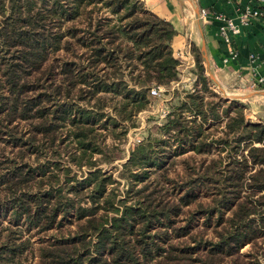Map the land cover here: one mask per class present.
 <instances>
[{
    "label": "trees",
    "instance_id": "obj_1",
    "mask_svg": "<svg viewBox=\"0 0 264 264\" xmlns=\"http://www.w3.org/2000/svg\"><path fill=\"white\" fill-rule=\"evenodd\" d=\"M80 7L84 24L61 30ZM175 34L138 0H0V209L12 221L0 226V264H29L19 221L76 225L48 239L38 264H264V122L207 86L193 44L194 90L174 92L149 148L131 150L125 189L98 167L117 149L100 128L116 137L152 84L178 80ZM59 49L75 59L53 61Z\"/></svg>",
    "mask_w": 264,
    "mask_h": 264
},
{
    "label": "crops",
    "instance_id": "obj_2",
    "mask_svg": "<svg viewBox=\"0 0 264 264\" xmlns=\"http://www.w3.org/2000/svg\"><path fill=\"white\" fill-rule=\"evenodd\" d=\"M144 5L174 27L173 56L184 48L187 36H191L193 48L203 66L208 65L214 73L218 85L225 90L232 88L235 99L247 102V117L264 122V88H250L251 82L264 76V10L261 17L240 26L239 32L231 36V42H226L218 34V22H204L200 10H207L209 16L222 13L237 18L239 10L253 5V0H146ZM232 52L237 53L235 59H230ZM251 54L256 60H251ZM171 84L173 81L170 87Z\"/></svg>",
    "mask_w": 264,
    "mask_h": 264
},
{
    "label": "rangeland",
    "instance_id": "obj_3",
    "mask_svg": "<svg viewBox=\"0 0 264 264\" xmlns=\"http://www.w3.org/2000/svg\"><path fill=\"white\" fill-rule=\"evenodd\" d=\"M80 16L75 21H62L61 23V30H66L71 24L76 23L79 26H82L85 21V14L84 9L80 7ZM103 14L105 16H112L106 9H102L100 11V14ZM99 14V11H98ZM58 21V19H57ZM55 23V21L53 22ZM58 23V22H57ZM57 27V26H56ZM55 27V28H56ZM67 37V36H66ZM65 37V38H66ZM82 51V49H79ZM73 55V52L66 51L64 49H59L56 52H54L51 55V59L53 61H59L61 58L64 60L66 57H69L70 60H74L75 57H70ZM55 59V60H54ZM204 59V58H203ZM206 62V60H205ZM207 65V64H206ZM196 68V64L192 68H186L182 69L180 68V74L178 76L177 82H173L168 87H162V90L160 92V95L152 97L149 95V103L146 106L145 109H142L135 113L131 120L124 121L120 123V126L118 125L116 129V137L113 135H110L107 133L105 128H100V132L105 134V143L108 146H111L114 144V146H117V149L114 152L115 160L107 164L106 162L100 163L98 167H100L105 173H108L111 175L113 180H116L120 182L119 188L120 190H124V179L121 177V170H122V163L126 161V159L129 156V153L131 150L138 146L141 143L136 142V138H140L143 142L148 144L147 142V135L149 132V129L154 125H161L162 120L158 118V110L162 107L167 106L169 111V101L172 99L174 92H185V91H193L194 90V83H196V80H198L197 74H195L194 69ZM204 74L207 77V86L216 92L221 98L225 100H237L244 104L245 111H244V121L246 122H257L258 118H249L247 117V108H246V101H241L239 99L234 98V93L232 88H229L230 90H225L223 87H220L218 83L215 80L214 73L210 71L208 65L204 67ZM179 83L178 85H176ZM200 83V82H199ZM154 84H152L153 86ZM198 84V88H199ZM164 89V90H163ZM99 127V125H96ZM143 146V145H142ZM144 148V147H143ZM98 156V154H95ZM100 156V155H99ZM184 156V155H183ZM0 162H2V158L0 157ZM181 159H178L177 163L170 168V172L172 175L175 173L182 174V164ZM77 170V169H76ZM86 168L82 167L81 170H77V174L80 175L82 172H85ZM189 207V206H188ZM188 207H184L183 210L187 211ZM11 212L4 211L0 209V226L3 225H9L8 223H12L10 219ZM184 217V215H182ZM201 218H198L196 222L193 224L192 232L196 233L201 228ZM18 225L20 228L23 229L24 234L28 237H30L32 241V249L27 254V263L29 264H38L39 254L41 248L46 244L49 238L52 236L62 237V236H68L69 233H73L76 230L75 224H63L61 227H53L49 230H45L42 232H37L33 229H28L27 226L22 221L18 222ZM194 233V234H196ZM209 235V234H208ZM189 236H185L184 239H188ZM250 250V246L246 245L244 246L240 252L242 255H246L247 252Z\"/></svg>",
    "mask_w": 264,
    "mask_h": 264
},
{
    "label": "built area",
    "instance_id": "obj_4",
    "mask_svg": "<svg viewBox=\"0 0 264 264\" xmlns=\"http://www.w3.org/2000/svg\"><path fill=\"white\" fill-rule=\"evenodd\" d=\"M143 4L146 0H138ZM264 10V0H253V5L244 6L242 9L239 10L237 18H230L222 13H214L213 15L209 16L207 10L201 9L200 14L201 18L204 22L209 23L212 21L218 22V34L226 41L231 42V36L235 35L239 32L240 26L247 25L251 20L257 19L262 16ZM192 41L191 36H187L186 42L184 44V48L177 50L174 54L175 58L178 59V65L176 67L178 71V75L180 74V68L182 67L181 71L186 68H192L195 65L194 56L192 53ZM237 56L236 52H232L230 59H235ZM251 60H256V56L253 54L250 55ZM227 62V58L224 60ZM177 82V81H173ZM264 88V76L258 77L256 80L250 83L251 89L256 88ZM162 87L157 85H151L149 89V95L152 97L160 95ZM164 90V89H163ZM168 107L164 105V107L158 110V118L160 120L164 119L168 113ZM140 138H136L137 143H141L139 145L148 146L147 143L141 142Z\"/></svg>",
    "mask_w": 264,
    "mask_h": 264
},
{
    "label": "water",
    "instance_id": "obj_5",
    "mask_svg": "<svg viewBox=\"0 0 264 264\" xmlns=\"http://www.w3.org/2000/svg\"><path fill=\"white\" fill-rule=\"evenodd\" d=\"M204 54H202V56H203ZM204 57V56H203ZM205 61V60H204Z\"/></svg>",
    "mask_w": 264,
    "mask_h": 264
}]
</instances>
